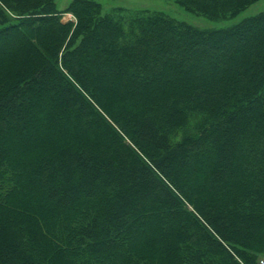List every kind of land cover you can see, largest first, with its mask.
<instances>
[{"label":"trees","instance_id":"trees-1","mask_svg":"<svg viewBox=\"0 0 264 264\" xmlns=\"http://www.w3.org/2000/svg\"><path fill=\"white\" fill-rule=\"evenodd\" d=\"M263 258L264 12L0 0V264Z\"/></svg>","mask_w":264,"mask_h":264},{"label":"rangeland","instance_id":"rangeland-1","mask_svg":"<svg viewBox=\"0 0 264 264\" xmlns=\"http://www.w3.org/2000/svg\"><path fill=\"white\" fill-rule=\"evenodd\" d=\"M72 0H55L58 10H64ZM102 6L103 12H111L117 8L129 11L148 10L164 13L175 20L185 22L201 30L223 29L231 27L238 22L264 12V0H257L244 11L234 17L210 20L202 15L185 10L173 0H95ZM73 17L64 14L63 20L70 21ZM264 261V258L262 259ZM262 264V263H260ZM264 264V263H263Z\"/></svg>","mask_w":264,"mask_h":264},{"label":"built area","instance_id":"built-area-1","mask_svg":"<svg viewBox=\"0 0 264 264\" xmlns=\"http://www.w3.org/2000/svg\"><path fill=\"white\" fill-rule=\"evenodd\" d=\"M260 263H262V264H263V263H264V261H260Z\"/></svg>","mask_w":264,"mask_h":264}]
</instances>
